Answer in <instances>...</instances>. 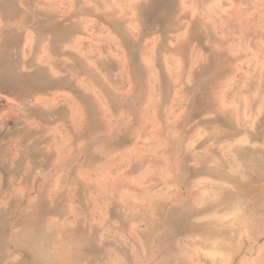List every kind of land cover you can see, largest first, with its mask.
Masks as SVG:
<instances>
[{"label": "rangeland", "instance_id": "obj_1", "mask_svg": "<svg viewBox=\"0 0 264 264\" xmlns=\"http://www.w3.org/2000/svg\"><path fill=\"white\" fill-rule=\"evenodd\" d=\"M0 264H264V0H0Z\"/></svg>", "mask_w": 264, "mask_h": 264}]
</instances>
